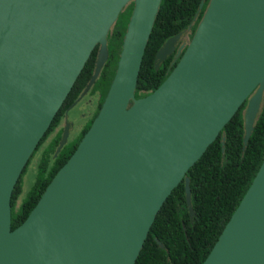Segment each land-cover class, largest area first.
Masks as SVG:
<instances>
[{
  "label": "water",
  "instance_id": "water-1",
  "mask_svg": "<svg viewBox=\"0 0 264 264\" xmlns=\"http://www.w3.org/2000/svg\"><path fill=\"white\" fill-rule=\"evenodd\" d=\"M161 1L0 0V264H135L157 213L182 181L194 217L186 173L245 102L247 147L264 95V0H209L181 56L184 45L177 50L176 66L136 99ZM130 2L97 116L12 230L10 201L23 169L98 46L80 98L95 83L108 59V34ZM179 38L157 51L156 69ZM67 140L65 128L55 157ZM202 264H264V160Z\"/></svg>",
  "mask_w": 264,
  "mask_h": 264
},
{
  "label": "trees",
  "instance_id": "trees-1",
  "mask_svg": "<svg viewBox=\"0 0 264 264\" xmlns=\"http://www.w3.org/2000/svg\"><path fill=\"white\" fill-rule=\"evenodd\" d=\"M200 2L201 0L161 1L143 55L134 95L136 99L155 91L176 66L180 58L172 63L171 55L156 69L155 55L168 39L178 34H187L190 42L209 0L204 1L203 7L198 12ZM132 10L133 3L130 2L119 14L108 34V59L90 90L91 95H99L97 109L101 108L114 77ZM97 50L98 46L91 53L14 187L10 201L12 230L28 217L47 185L68 161L90 128L86 127L81 133L68 138L61 151L56 157L54 156L61 139L58 126L64 109L82 94L88 84L94 72ZM245 108L246 102L186 173L190 180L194 217L189 214L184 181H182L157 213L135 264H202L204 262L264 160V95L253 132L244 149ZM31 163L35 165V179L24 195L22 178Z\"/></svg>",
  "mask_w": 264,
  "mask_h": 264
},
{
  "label": "flooded vegetation",
  "instance_id": "flooded-vegetation-1",
  "mask_svg": "<svg viewBox=\"0 0 264 264\" xmlns=\"http://www.w3.org/2000/svg\"><path fill=\"white\" fill-rule=\"evenodd\" d=\"M178 35H180V38L176 43L175 50L171 54L173 56V62L172 63H174L176 60H178L180 58V56L182 55L183 51L185 50L187 44L189 43L187 34L182 33V34H178ZM122 44H123V41H122ZM122 44H121V50H122ZM182 45H184V48L182 49L180 56L176 58L177 50ZM121 50H120V53H121ZM120 53H119V57H120ZM171 55H169V56H171ZM93 69H95V67ZM90 90H91V88H90ZM90 90L87 93V95L90 98V101H89L90 105L86 106V108H85V109H87L86 111H88L87 114H85V112L82 110H80V112H78L79 109H78L77 105L79 104L78 102H79L81 94L79 95V97H77V99L74 102L70 103L69 105H67L65 107L64 113L60 119V123L58 126V131L60 130L61 137H62V134H63L64 129L66 127H70L71 130L74 127L73 130L76 131L75 134L81 133L83 131V129H85L86 127H90L93 120L97 116V114L100 110V108L97 109V101H98L99 95H91ZM96 109H97V112H96ZM74 110H76V114L74 113ZM72 134L73 133H70L68 138H70Z\"/></svg>",
  "mask_w": 264,
  "mask_h": 264
},
{
  "label": "rangeland",
  "instance_id": "rangeland-1",
  "mask_svg": "<svg viewBox=\"0 0 264 264\" xmlns=\"http://www.w3.org/2000/svg\"><path fill=\"white\" fill-rule=\"evenodd\" d=\"M90 90V89H89ZM89 91L86 92V94L84 96H82L79 99V104L77 105L78 107V112H80V110L84 111L85 114H87L88 111H86L87 109L86 106L90 105V98L87 95ZM74 113L76 114V110H74ZM68 129V136L70 135V133H73L71 136H73L75 134L76 131L70 129V127H66ZM73 131V132H72ZM35 165L34 163H31L30 166L28 167L26 173L24 174L23 178H22V183H23V190H24V195L27 193V191L30 189L31 185L34 182L35 179Z\"/></svg>",
  "mask_w": 264,
  "mask_h": 264
},
{
  "label": "bare ground",
  "instance_id": "bare-ground-1",
  "mask_svg": "<svg viewBox=\"0 0 264 264\" xmlns=\"http://www.w3.org/2000/svg\"><path fill=\"white\" fill-rule=\"evenodd\" d=\"M120 113V112H119ZM127 113L126 112H124L123 110H121V113H120V116L121 117H127Z\"/></svg>",
  "mask_w": 264,
  "mask_h": 264
}]
</instances>
